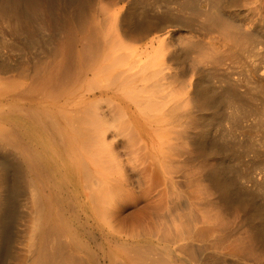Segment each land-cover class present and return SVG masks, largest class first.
I'll return each mask as SVG.
<instances>
[{
  "label": "bare ground",
  "instance_id": "bare-ground-1",
  "mask_svg": "<svg viewBox=\"0 0 264 264\" xmlns=\"http://www.w3.org/2000/svg\"><path fill=\"white\" fill-rule=\"evenodd\" d=\"M28 1L30 0H0V264H8L9 258L15 261L12 262L13 264H106L96 254V246L102 249L103 243L110 241L109 235L103 234L105 242H101L96 236L95 123L96 113L99 111L96 109V98H92L94 95L83 97L81 96L83 93L78 94L83 83H86V80L91 77L90 75L93 78L96 75H102L100 78L107 75L108 79L110 73L115 76V78L113 75L111 77V79L114 78L113 81L124 80L126 86L134 85L136 90L140 83L142 84L141 88L147 90L153 83L157 84L158 82L159 84L160 80L163 82L170 78L171 84H174V80L175 83L177 81L179 86L177 83L174 85L180 90H184L185 93L190 92L191 95L186 97L184 102L181 97L182 100H179L182 103L173 102V104L176 103L174 104L175 108L174 106L169 107L171 111L175 110L176 116L172 118L176 117L177 122L175 123L174 120L172 122L179 126V128L175 126V130L177 128L176 137L183 140L190 136V139L196 140L206 130H202V132L199 130L192 134L184 128L185 122L188 123L184 119L187 115L193 116V112H198L197 116L199 115L202 119L203 125L201 126H206L209 122L220 118L223 102L227 100L229 103L231 102L228 98L225 100V95H236L237 98L241 91L238 92L237 86L242 81L236 68L241 63L246 64L241 59L242 55L247 53L248 48H243L245 42L248 40L250 42L254 31H256H253V28L257 23L258 14L256 12V16H251L252 13L250 16H240L238 12L230 11L229 8L237 2L235 0H53L59 10H56L57 18L52 34L47 33L49 36L46 37L44 36L46 31L42 33L44 23H42L43 20L41 21L43 18L40 17L41 9L39 10L42 7L38 8L33 2L31 4ZM240 2L237 4L239 5ZM41 5L43 6V4ZM258 6L256 7L258 8ZM109 10H112L110 12L111 20L116 27L113 31L119 32V35L116 32L115 34L119 36L120 41L113 39L114 37L112 36V38L108 34H112L113 31L107 33V29L105 30L106 14ZM250 11L252 12V10ZM259 23L260 21L257 26ZM110 28L112 29V27ZM181 32H189L190 35H182ZM254 36L256 35L254 34ZM59 37L62 41L59 40ZM115 38L118 37L115 36ZM142 40L145 43L137 46ZM114 41L120 42L122 47L126 44L127 47L131 48L132 46L133 48L132 50L126 48L127 52L124 51L119 58L117 57L119 54H115L117 42ZM255 44L254 46L257 45ZM121 45L117 43L118 47ZM3 47L6 48V51L3 50ZM122 47L120 51H122L121 49L125 50ZM16 49L21 51L22 59H16ZM244 50L246 51L243 52ZM249 50L251 51L250 48ZM155 53L160 55V60L159 62L156 60L157 67L152 70L144 63L147 62L152 67L155 66L156 63H154L155 65L152 63V65L147 61L151 60L153 55H157ZM123 55L130 56L135 61L129 58L133 63L125 65L124 68H120L121 70L112 68L115 66L112 65L113 59L117 57L115 60L120 62V60H125ZM257 56L255 58H258ZM153 57L155 58V56ZM121 62L123 63V61ZM121 62H116V65L122 64ZM238 62H240L239 65ZM246 62L247 67H251L252 73L260 74V72L256 73L260 69L258 68L259 61L257 65L252 59ZM172 65H176V67L173 69ZM262 72L264 73L263 70ZM250 75L248 74L247 77ZM154 78L158 81H151V83L150 80H154ZM172 79L174 80L172 81ZM244 82L242 83L244 84ZM159 85L161 88V83ZM166 86L168 88V85ZM128 88L131 89V87ZM163 88L162 90H164ZM88 89L90 92V88ZM82 90L83 92L87 91L86 89V91ZM184 91H180L181 94L183 93L182 95H184ZM242 91L244 90L242 89ZM105 92L108 93V91H103L102 94ZM243 93L245 94V92ZM158 94L155 99L160 97L161 101L163 98L165 99L164 95L167 92L163 95L164 97ZM112 96L118 98L115 92L112 93ZM119 98L122 99L121 96ZM150 99L152 100V98ZM151 100L148 103L155 105L156 102L153 103L152 100L151 103ZM239 100L237 101L239 102ZM166 102L169 103L167 100ZM241 102L239 104L242 105ZM122 103L126 108L128 105L126 101ZM168 103L163 104L169 105ZM184 103L185 106L189 105L190 107H188L190 110L187 111L188 113L186 112L187 107L183 106ZM160 106L163 107V105ZM167 108H162L161 110L165 111L160 112L166 113ZM168 113L165 115H170ZM157 114L156 116H159L160 113L157 112ZM244 114L246 116V113ZM165 115H163L164 120L163 117L160 116L161 119L158 117L159 122L166 120L171 123L167 120L168 118L165 119ZM194 115L196 114L194 113ZM245 116L243 115V117ZM129 119L137 129L145 125V120L143 122V119L140 120L133 113L129 114ZM209 126H211L210 123ZM177 142L180 143L176 138V144ZM186 143L182 145L180 143L181 148L177 144L179 151L186 149V151L183 150L185 155L188 150L184 147ZM208 151L211 153V150L208 149ZM179 153L182 154V152ZM218 167L221 168V166L216 168ZM212 172L216 176L215 173L219 174L220 171L215 172L212 169ZM216 178L217 184L221 185L220 188L224 189V193H226V186L228 188L233 185L231 178L228 179L232 182L231 186L224 182L225 178H223L224 181L221 177ZM211 181L215 182L212 179ZM26 185L32 186L33 189L32 197L28 195L31 197V205L28 203L26 212H21L18 206L23 199H27V197L22 198L23 192L26 191L23 188ZM220 188L217 187L219 191ZM235 189L239 191L238 187ZM242 191L244 192V190ZM245 193L247 194V192ZM239 195L234 196L237 198ZM128 196L129 194L124 198ZM228 196L230 197V195ZM120 198L118 199L122 201V196ZM230 198L232 200L233 197ZM247 199L243 200L245 204ZM257 201L259 200L256 199V203ZM260 203L262 204V202ZM260 203L259 206L255 204L256 207L249 213L261 220V223H258L259 228L256 229L261 238L256 234L258 238L256 239H263V242L264 206L261 207ZM245 204L243 205L252 207L249 205L250 202ZM120 208L121 205L114 206L113 213H118ZM20 218L26 219L23 228H26L25 233L32 232L33 236L28 241L25 239L27 243L23 247L20 248L18 244L17 250L16 244L24 243L22 238L24 233L21 234L18 230L14 231V226H23L20 224ZM122 243L127 244L129 241L125 240ZM140 243H130V251L133 254L134 252L139 254V256L141 254L142 258V253L147 250V246H144V250ZM125 248L126 246H124ZM105 249L103 251L109 259L111 254ZM149 250L147 253L151 251ZM117 252L119 253V251ZM154 252L153 254L151 252V257L155 256V253L159 257L160 252ZM147 253L146 255H148ZM146 255L144 257L150 260L151 257L148 258ZM131 258L132 261L135 260L133 257ZM152 261H148V264ZM261 261L264 262V260ZM109 264L115 263L109 259Z\"/></svg>",
  "mask_w": 264,
  "mask_h": 264
},
{
  "label": "rangeland",
  "instance_id": "rangeland-1",
  "mask_svg": "<svg viewBox=\"0 0 264 264\" xmlns=\"http://www.w3.org/2000/svg\"><path fill=\"white\" fill-rule=\"evenodd\" d=\"M52 1L53 0L28 1L31 4L33 2V4H35L38 8L42 7L39 8V10L41 9L40 17L43 19H40L41 21L43 20L42 23H44V30H42V33L46 31L44 33V36L46 37L52 34V30L54 29L56 23L55 20L57 18L56 10L58 8L54 5V1ZM235 1L237 2L234 4L235 6L233 5L229 8L230 11L236 13L238 12L240 16H250L251 13V16H256L258 14L257 18L259 20L257 19V23L260 21L258 24L259 27L256 23L254 26V28H256H253V31L256 30L254 31L253 36L254 34L256 36H254V38L252 36L250 42L248 40L245 42L246 44L244 43L245 45L243 49H248L247 53L245 52L246 50L243 51L245 53L242 55L241 60L247 64L246 61L252 59L253 62L255 61L256 65L259 61L258 68L260 69L256 73L260 72V76L252 73L250 66L247 67L246 64L243 65V63L240 64V62H238L237 64L240 65L236 68V70L239 72L238 74L239 78L241 77V81L245 82L244 84L240 82L237 86V88H239V90L237 89L238 92L241 90L237 95L238 99L236 98V95H229L230 97L225 95V100L228 98L231 102L229 103L228 100H224V105L221 106L222 113L220 118L209 122L211 126H209V123L206 126H201L203 125L202 119L199 115V117L197 116L198 112L192 113L195 118H193L190 114L187 115L188 118L186 116L184 120L188 121V123L185 122L188 125L186 128L185 124L184 128L188 130V132L193 134L199 130L201 132L202 130H206V132H202L203 134L201 133L202 135L197 138L198 140L196 139L197 143L193 138L190 139V136L184 138L183 143V140L176 137L177 128H179V126L175 124L177 122L175 120L176 117L172 118L176 116L174 114L175 110L173 109L171 111L169 107L174 106L175 108L174 104L176 103L173 104V102L177 101V103H182V101L184 102L185 99H187L186 97L191 95V93H185L184 90H180L179 87H177L179 86L177 81V86L174 85L176 84L174 79H172V81L174 80V84H171L170 78H168L163 80V82L162 80H160L161 82L159 81L162 85L161 88L159 85L160 83L158 84L157 82V84L153 83L149 88H147V90L146 88H141L142 84L140 82V86L137 87V90L134 85H127L128 87H131V90L124 84V80L113 81L115 76L112 73L109 74L107 72L110 75V79L112 75L114 78L110 80L109 78L107 79V75L106 77L103 75V78H100L102 75H96L94 76V79L93 76L90 75L91 77L88 79L90 82L86 80V83H83V88L81 87L78 94L83 93L81 94L83 97H92L94 95L95 97L93 96L92 98H96V109L99 111L96 113L95 123L96 236L101 242L106 241V239H104L105 236L109 235L108 238H110V241L103 243L104 246L102 249L101 247L96 246V254L102 262L109 264V259H112L115 264H135V262L136 264H148L152 261V259H154L150 264H264V262L261 261L264 260V256H262L264 255V244L262 245L264 241L262 242L263 239H260L261 237L256 230L259 228L261 220L251 216L249 213L250 210L252 211V209L256 206H259L260 202H262V204L260 203L261 207L264 206V73L262 72V70L264 71V0ZM238 2H240V6L237 4ZM41 4H43V6ZM256 4L259 5L258 8L256 7ZM250 5L253 6L251 7ZM250 10H252V12ZM111 11L112 10H109L106 14L107 22L105 30L107 29V33L112 32L115 27L111 20ZM110 27H112V29ZM115 32L113 31L112 34H108H110L111 37L113 36V39L118 40L119 32H116L118 35H116ZM47 33L49 35H47ZM194 33L197 32L194 31ZM181 34L190 35L189 32H181ZM114 35L118 38H115ZM60 39L61 38L59 37V40ZM3 40L5 41V38ZM120 40L121 39H119V41ZM251 40L254 43H252ZM142 42L140 41L137 46L145 43V41L143 43ZM117 43L121 45L120 42ZM117 43L115 46L117 47V49L115 48V54H119V56H117L119 58L121 57L120 54H123L124 51L127 49L132 50L133 48L132 46L131 48L130 46L127 47L126 44L124 45L125 47H122L121 45V47L125 49H121L123 51L122 52L120 51L121 47H118ZM251 43L253 46H251ZM254 44L258 47L254 46ZM137 46L135 45V47ZM3 50L6 51V48L3 47ZM258 54L259 56H257ZM125 56L123 55L125 60H120V62L123 61V63H121L124 66L122 64H117V66L116 62H120L115 60L117 57H113L114 59L112 61V65L115 66H112V68L115 67L114 69L121 70L120 68H124L125 65L133 63L132 57H127V55ZM153 56H155V58ZM153 56L151 57L152 61H147H149L150 64L156 63V65L154 64L155 66H153L154 68L149 65V63H144L152 70L157 67L158 63L156 60H158V62L160 60V55L157 54ZM249 56L252 57L250 58ZM256 56L258 58H255ZM15 57L16 59H22V53L19 49L15 50ZM248 58L249 60H247ZM261 65L262 67H260ZM172 66L173 69L176 67V65ZM248 74H251L250 77H247ZM91 78H93L94 81L93 79L91 80ZM156 78H154L155 81L150 80V82L158 81ZM151 79H153V77H151ZM119 83H122V85H119ZM165 83L168 85L169 89ZM154 84H156L155 87H158L155 88ZM85 85H89L88 88H90V92ZM172 86H175L176 88L173 89ZM162 88L164 90H162ZM82 89H84V91L88 90L83 92ZM142 89L145 90L142 91ZM157 89H160L162 92ZM242 89L244 91H242ZM245 90L248 92L246 93ZM103 91H108V93L105 92V94H102ZM180 91H184V95H182L183 93L181 94ZM113 92L117 93L118 98L112 96ZM243 92H245V94ZM156 94L162 96L166 94L164 96H166L165 99L169 101V103L163 98L164 96L162 97L164 100L161 98L162 100L160 101L159 96H157L159 97L158 99H155ZM240 95H243V99ZM119 96H121L122 99H120ZM181 97L183 100L180 99ZM148 98L149 100H147ZM150 98H152L153 103L156 102L155 105L148 103V101L150 102L151 100ZM179 99L182 101L180 102ZM123 100L128 104L126 108L123 107ZM170 100L172 105L170 104ZM237 100H239V102ZM233 101L237 102L233 104ZM160 102L161 104H159ZM240 102L242 105L239 104ZM163 103H168L169 105H164ZM160 105H163V107ZM183 106H185V103ZM254 106L258 109L257 111ZM155 107L157 110H155ZM186 107L187 106H185V108ZM188 107L186 112L189 110ZM162 108H167L168 111L163 114L160 112L165 111L164 109L161 110ZM156 111L163 115L169 112L168 114L170 115H165V119L168 118L167 120L171 123H168L166 120L163 121V115L161 116L159 114V116H156L158 115ZM132 113L140 120L143 119V122L145 120V125L143 127L140 126L139 129H137V127L130 121L129 114ZM194 113L196 115H194ZM244 113H246V116ZM243 115L245 117H243ZM160 116L163 117L162 122H159L161 119ZM166 116H169L170 118ZM189 117L191 121H189ZM194 119L197 120L195 121ZM173 120L175 123L172 122ZM193 125L194 127H192ZM175 126H177L176 130ZM176 138L181 145L188 141L186 143V146L188 147L183 145L188 150L190 149L189 151L187 150L186 155L184 154L186 149H181L182 151H179L180 149H178V146L181 148V145L177 142V144H179L177 146ZM219 143L221 144L220 146ZM177 149L179 152H182V154L176 151ZM208 149L211 150V153H209L210 151H208ZM206 151L208 154H206ZM217 166H221V168H216ZM223 166L225 167L223 168ZM213 167L218 170H215ZM212 169L215 172L220 171L219 174L215 173L216 176H214V172H212L213 175H211ZM216 177H221V179L225 178L226 180L223 179V181L225 180L224 182L229 186H231L233 182V187L231 186L227 188L225 184L226 193H224V189L220 188L221 185L217 184ZM230 178L232 182L228 180ZM211 179L215 182H212ZM217 187L220 188V191ZM235 187H238L239 191H237ZM231 188L234 190H231ZM221 189L223 194H221ZM23 190H26V193L23 192L22 198L27 197V199H23L18 208L21 212H26L28 203L31 205L30 199L33 194V189L32 186L30 187L29 185H26ZM242 190H244V192ZM231 191L234 192L232 193ZM121 192L122 194H120ZM245 192H247V194ZM127 193L129 196L124 198V196L128 195ZM227 194L230 195V197H233L232 200ZM236 194H242V198L240 195L236 198L234 196ZM28 195H31V197ZM222 195L226 200L223 199ZM243 195L247 197L245 198ZM121 196L123 198L122 201L120 200ZM242 199H247L246 204ZM256 199L261 201H257L256 203ZM248 200L250 202L249 205H252V207L247 205L249 203L247 202ZM117 201L118 204H116ZM242 203L247 206H244ZM255 204L258 205L254 206ZM117 205H121V208L118 213L114 214L113 209L114 206ZM250 218L252 221L254 218L253 223ZM256 222L257 224L255 225ZM25 223L26 219L20 218V224L23 226L18 224L20 226H14L15 230L13 228L14 231L18 230L21 234L24 233L25 236L22 237L24 243H17L16 247L19 244L21 248L27 243L26 240L28 241L29 239H32V232H29L31 234L30 235L29 233H25L26 228L23 229ZM103 234L105 236H103ZM256 234L260 237L259 240H257L258 238L256 237ZM116 240H118V242H116ZM125 240L129 241V243H127L129 245L122 243V241ZM130 243H140L144 250L146 246H149V248L146 247L147 250L142 253L143 257L141 258V254L139 256V254H135V252L133 254V252L130 251ZM121 245L123 246L120 247ZM124 246H126L125 249ZM112 247L114 248L110 253ZM104 249L107 250L106 252L111 254L109 259L107 258L105 251H103ZM148 250L150 251L149 253H147ZM152 250L157 253L160 252L161 254L159 253V257H163H160L159 259L158 255L154 252L155 256L152 257H157V259L152 258ZM117 251H119V253ZM146 253L148 255H146ZM145 255L148 258L150 256V260L146 259V257H144ZM131 257L135 260L132 261ZM143 258L144 260H142ZM158 260H161L160 263ZM7 261H9L8 264L15 262L14 260L12 261V258H9ZM154 261L158 262L153 263Z\"/></svg>",
  "mask_w": 264,
  "mask_h": 264
}]
</instances>
